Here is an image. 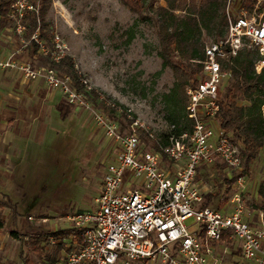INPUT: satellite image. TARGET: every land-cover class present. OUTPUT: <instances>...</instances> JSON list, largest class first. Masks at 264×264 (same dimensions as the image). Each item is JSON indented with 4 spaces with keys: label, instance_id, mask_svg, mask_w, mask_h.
<instances>
[{
    "label": "built area",
    "instance_id": "2783aa9c",
    "mask_svg": "<svg viewBox=\"0 0 264 264\" xmlns=\"http://www.w3.org/2000/svg\"><path fill=\"white\" fill-rule=\"evenodd\" d=\"M232 3L227 1L225 37L205 47L201 80L186 88L191 134L171 140L160 150L146 149L138 120L125 113L131 123L123 127L108 114L93 112L96 128L111 142L112 155L93 208L68 218L81 246L54 264H220L214 251L221 243L235 247L239 264H264V212L246 208L241 196L246 177L241 174L240 152L217 122L219 93L231 78L222 64L249 46L257 53L255 72H264V21L256 10L230 15ZM40 7L41 0H9L8 29L23 49L34 45L38 55L59 63L67 56V47L58 33L41 38L37 18V28L27 37L25 18L28 14L38 17ZM4 67L17 69L23 80L42 81L71 108L90 109L95 91L85 79H79L83 89L77 90L69 75L49 67L13 62ZM110 107L123 113L115 105ZM217 160L226 165L227 172L240 174L226 212L199 208L204 187L196 181L197 171ZM188 219L193 223L187 226ZM49 244H55L51 237Z\"/></svg>",
    "mask_w": 264,
    "mask_h": 264
},
{
    "label": "rangeland",
    "instance_id": "374dc122",
    "mask_svg": "<svg viewBox=\"0 0 264 264\" xmlns=\"http://www.w3.org/2000/svg\"><path fill=\"white\" fill-rule=\"evenodd\" d=\"M263 2L257 0L254 10ZM238 3L234 0L230 5V15L239 14ZM157 6L165 7L166 3L157 0ZM46 22L49 34L58 33L64 40L76 71L107 105H115L138 120L153 139H162L170 131L165 95L170 93L174 77L171 69L162 68L158 38L150 23L139 20L121 0H52ZM211 43L206 39V46ZM11 62L45 66L31 48L21 47L11 30L0 29V70L10 73L17 83L33 82L23 80L17 69L4 67ZM61 103L60 119L68 112L74 114L65 120H56L55 115L49 124V138L34 149L27 166L28 180L9 189L14 200L11 196L0 198L4 206L0 211L1 264H23L25 259L49 264L45 256L54 252L55 245L44 239L55 231H68L72 237L65 238L64 243L70 244L75 235L68 218L74 212L91 210L99 194L113 148L103 131L96 128L93 112L109 110L92 101L88 110L70 108L64 99ZM117 119L122 121L119 116ZM141 142L150 149L151 143ZM225 173L226 169L206 168L199 177L204 194L217 195L211 207L222 212L229 209L235 191L234 185L228 190L223 184ZM244 175L241 196L249 208L259 203L257 189L264 182V148ZM192 223L193 219L185 221L187 226ZM232 247L231 243L216 245L214 257L221 264H236L233 260L238 252Z\"/></svg>",
    "mask_w": 264,
    "mask_h": 264
},
{
    "label": "trees",
    "instance_id": "16d2710c",
    "mask_svg": "<svg viewBox=\"0 0 264 264\" xmlns=\"http://www.w3.org/2000/svg\"><path fill=\"white\" fill-rule=\"evenodd\" d=\"M157 0H121V2L136 14L139 20L150 23L156 31L159 42L158 56L162 61V68H169L174 77V84L169 94L165 95L166 110L169 112L167 120L171 127L170 131L162 139H153L151 133L139 131L140 139L145 143H151L148 148L160 150L170 144L171 140L178 139L183 134H191L193 123L187 117L186 88L195 86L201 80L202 62L205 59L204 49L206 39L213 43L222 40L227 29V1L228 0H163L165 7H154ZM9 0H0V26L9 27L10 23L6 17V9ZM257 0H239V9L252 13ZM52 0H41V7L38 17L28 14L26 21L28 25L27 37L37 28V18L40 21V37L47 38L48 23L46 15L51 7ZM150 14V15H149ZM256 14L262 15L264 21V2L257 6ZM33 53L38 56L45 67L52 68L60 74L69 75L77 90H82L79 79L82 77L75 69L71 57H64L59 63H53L48 58L36 53L37 48L32 45ZM257 60L256 51L245 46L237 55L222 64V67L229 71L231 78L226 86L219 93V113L217 122L222 133L240 152L243 172L256 160L259 152L264 148V72L257 74L254 70V63ZM92 102L98 103L108 109V113L114 119L117 116L123 127H127L130 120L125 114H117L113 108L104 100H99L94 92ZM118 120V119H117ZM207 167L202 166L197 171L196 181L200 180L201 172ZM209 168L225 169L226 165L217 160ZM223 177V184L230 190L240 174L226 171ZM233 192L232 196L234 195ZM259 203H253L247 208L251 211L264 212V182L257 189ZM217 195L206 193L202 195L199 204L200 209L211 208ZM13 211L15 210L12 205ZM0 208H4L0 204ZM215 210V209H214ZM3 221L0 219V228ZM63 231L50 233V237L58 240L54 252L46 255L49 264L57 261L58 254L62 248ZM48 240V237L44 239ZM225 241V237L222 238ZM225 243H227L225 241ZM35 250L40 251L38 247ZM1 264V263H0ZM23 264H34L31 260L25 259Z\"/></svg>",
    "mask_w": 264,
    "mask_h": 264
},
{
    "label": "crops",
    "instance_id": "0c3cea01",
    "mask_svg": "<svg viewBox=\"0 0 264 264\" xmlns=\"http://www.w3.org/2000/svg\"><path fill=\"white\" fill-rule=\"evenodd\" d=\"M5 28L8 26L0 29ZM61 100V94L48 90L42 81L17 83L10 73L0 70V198H8L11 196L9 189L19 185L21 181L28 180L27 166L31 162L34 149L49 138V124L55 115L56 120L60 119ZM72 114L74 113L68 112V115L60 120H65ZM3 209L0 208V211ZM71 230L75 235L74 240L66 245L65 238L72 236H68V231H63L66 236L62 238L63 245L57 259L81 246L80 238L72 228ZM1 239L0 235V250L3 245ZM58 243L59 241L55 240L53 245L56 247ZM234 257L233 262L237 264L239 253Z\"/></svg>",
    "mask_w": 264,
    "mask_h": 264
}]
</instances>
